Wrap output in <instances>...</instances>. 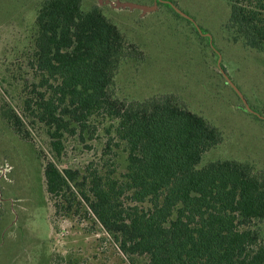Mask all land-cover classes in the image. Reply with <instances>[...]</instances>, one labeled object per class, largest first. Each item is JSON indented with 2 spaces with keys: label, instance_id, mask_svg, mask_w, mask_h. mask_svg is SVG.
Listing matches in <instances>:
<instances>
[{
  "label": "rangeland",
  "instance_id": "rangeland-1",
  "mask_svg": "<svg viewBox=\"0 0 264 264\" xmlns=\"http://www.w3.org/2000/svg\"><path fill=\"white\" fill-rule=\"evenodd\" d=\"M44 0H0V264H148L127 255L74 187L65 195L47 190L45 167L121 178L126 143L118 120L96 113L82 130L65 133L56 156L47 127L25 111L38 70L33 67L36 18ZM104 8L132 48L111 86L125 100L173 95L203 116L221 142L199 167L232 159L264 175V51L248 44L231 23L227 0H83ZM23 119L19 133L6 113ZM147 205V204H146ZM250 228L264 242V221Z\"/></svg>",
  "mask_w": 264,
  "mask_h": 264
},
{
  "label": "trees",
  "instance_id": "trees-1",
  "mask_svg": "<svg viewBox=\"0 0 264 264\" xmlns=\"http://www.w3.org/2000/svg\"><path fill=\"white\" fill-rule=\"evenodd\" d=\"M227 1L231 23L264 51V0ZM36 27L32 64L39 82L25 111L47 127L55 155L62 154L65 133L84 130L100 112L118 120L128 151L120 179L95 173L80 182L79 170L48 160V192L65 195L76 187L121 251L147 255L148 264H264V242L250 228L264 221V175L232 159L199 167L221 134L175 96L116 97L111 86L132 45L104 8L44 0ZM6 115L29 135L15 110Z\"/></svg>",
  "mask_w": 264,
  "mask_h": 264
}]
</instances>
